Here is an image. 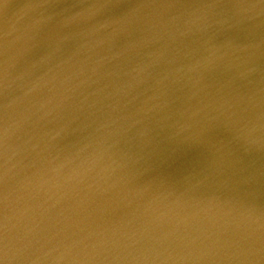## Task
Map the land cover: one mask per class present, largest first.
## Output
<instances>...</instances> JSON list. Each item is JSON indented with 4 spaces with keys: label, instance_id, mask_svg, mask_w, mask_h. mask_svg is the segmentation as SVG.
<instances>
[{
    "label": "water",
    "instance_id": "1",
    "mask_svg": "<svg viewBox=\"0 0 264 264\" xmlns=\"http://www.w3.org/2000/svg\"><path fill=\"white\" fill-rule=\"evenodd\" d=\"M249 15L252 42L264 53V0H0V264H20V240L55 244L48 229L61 233L91 213L126 243L121 259L156 264L160 253L172 264L181 248L173 249V229L170 238L158 234L155 218L169 204L184 209L223 180L264 198L254 175L264 171V128L255 129L264 123V104L248 123L209 129L205 121L215 122L216 114L206 107L227 109L226 96L214 95L202 79L194 80L193 100L177 90L180 74L212 71V41L241 47L240 62L252 61L224 25ZM174 62L183 69L177 72ZM159 99L165 108L154 111ZM224 136L230 139L223 143ZM101 202L110 209L103 212ZM145 230L155 237L142 241ZM157 240L164 243L151 248ZM42 249L25 252L21 264H49ZM233 251L227 250L230 260L213 258L203 243L180 261L236 264ZM240 251L247 259L258 249Z\"/></svg>",
    "mask_w": 264,
    "mask_h": 264
},
{
    "label": "bare ground",
    "instance_id": "2",
    "mask_svg": "<svg viewBox=\"0 0 264 264\" xmlns=\"http://www.w3.org/2000/svg\"><path fill=\"white\" fill-rule=\"evenodd\" d=\"M232 17L234 16H230V18ZM252 19L249 15L243 21L230 19L224 24L229 27L226 35L236 33V35L229 37L236 40V44H245L247 52L251 50L252 61L240 62L246 52L243 48L228 43L212 41L210 42L209 64L207 65V68H211L212 71L192 72L191 76L193 78L188 77V73L186 72L180 74V83L177 84V90H180L185 97L191 96V100L196 97V84L194 80L198 79H202L206 85L216 88L214 95L219 94L218 97L226 96L228 102L227 109H211L212 107H206V109H210V113L216 114L210 117V120L215 122L205 121L208 126L211 124L209 129L215 128L214 123L223 124L228 121H232L233 124L237 122L248 123L250 119H246L251 118L256 109L262 107L264 104V58H260L264 56V53L257 44H253L252 42L257 38L255 31L249 27L253 24L250 22ZM177 63L174 62L172 64L177 67V72H179L183 69V65L181 63L176 65ZM242 69L251 70V76L244 78ZM163 76L164 73L154 75V78L156 80L158 77L162 78ZM142 77H144L142 74L136 75L139 81L142 80ZM129 86L131 87V85ZM177 90H173V92L176 94ZM207 101L208 99H203L198 102ZM255 101H258L260 104L252 106V104H256ZM164 102L159 99V102L152 103L151 107L154 111L165 108ZM125 104L124 109L131 105L129 102H125ZM190 106L193 107V104L190 103ZM220 115L222 116L221 118ZM130 117L136 127L143 126L137 120L140 117L138 113H132ZM172 124L178 125L175 118L172 119ZM263 126L264 123L259 121L255 129H263ZM229 128L227 131H230ZM132 129L135 130V128ZM227 131L225 133L228 135L229 132ZM229 139L230 136H224L222 142H227ZM183 161L184 159H177V163H182ZM180 168L176 167L177 171H180ZM245 173L249 177L252 176L251 172ZM165 174L166 170L163 168L158 175L162 177ZM254 175L257 182L264 183L263 170L257 171ZM245 178L244 176L242 179ZM228 181H231V179ZM216 184H211L212 186H209L208 189L205 188L209 192V197L203 196L195 201H191L192 205L184 209H182L181 204H169L168 208H164L165 210L160 216L155 217L158 234L160 232L165 236L169 234L170 238L173 229V249L181 248L177 254H173L170 261L172 264H181V257L184 256L188 259L187 254L190 252V247L199 250V245L204 243L212 247L215 252L212 255L213 258L218 256V259L225 257L227 260H230L232 256L228 254L227 250L238 249L236 254L233 251L234 256H236V264H264V198L261 197V192L250 193L247 191L248 188L245 185L241 188L242 192L239 193L235 186L224 180L220 184ZM263 187V184H257V190L255 191L262 190L264 192ZM220 193L223 194L220 198L221 202L216 204L217 201H214ZM159 198L166 201L170 199L163 196V194ZM100 204L103 212L110 209L107 203L101 202ZM27 213L34 215V213L29 211ZM179 214L180 216H178ZM131 223L133 227L138 228L134 222ZM61 229V233H56L49 229L45 233L46 235L49 234L50 241L55 244L48 243L43 238L32 237L20 240L21 247L17 252V262L23 263L25 252H32V249L36 245H40L43 247V254H39L49 264H132L131 260L121 259L124 255L119 254L121 251L119 246H123L126 243L119 242L113 236L114 230H106L103 227L102 219H98L96 213L86 215L78 221L76 226L64 224ZM140 233H142V241L143 238L150 239L155 237L154 232L152 233L149 230L140 231ZM39 234L42 236L43 233L40 232ZM163 243V240L153 241L151 248L161 247ZM139 244L142 245V243L136 245ZM251 246H255L258 251L254 255L252 254L250 258L242 259L240 248L247 249ZM151 252L153 251L150 249L149 253ZM140 255L146 256L144 250L139 253ZM161 255L159 253L158 257H154L155 260L153 261L156 264H168Z\"/></svg>",
    "mask_w": 264,
    "mask_h": 264
}]
</instances>
